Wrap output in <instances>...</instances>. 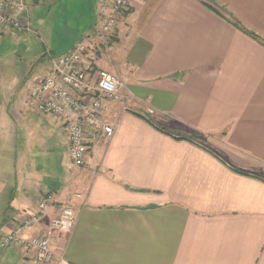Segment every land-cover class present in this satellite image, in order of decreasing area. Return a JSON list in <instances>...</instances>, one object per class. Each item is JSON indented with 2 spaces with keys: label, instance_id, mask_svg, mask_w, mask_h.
Instances as JSON below:
<instances>
[{
  "label": "crops",
  "instance_id": "crops-1",
  "mask_svg": "<svg viewBox=\"0 0 264 264\" xmlns=\"http://www.w3.org/2000/svg\"><path fill=\"white\" fill-rule=\"evenodd\" d=\"M34 1L73 12L69 50L104 0ZM107 43L96 69L123 85L104 113L116 130L82 168L57 119L25 103L44 72L17 107L0 95V240L41 196L25 238L78 194L73 230L52 234L57 264H264V0H129ZM32 261L0 247V264Z\"/></svg>",
  "mask_w": 264,
  "mask_h": 264
},
{
  "label": "built area",
  "instance_id": "built-area-1",
  "mask_svg": "<svg viewBox=\"0 0 264 264\" xmlns=\"http://www.w3.org/2000/svg\"><path fill=\"white\" fill-rule=\"evenodd\" d=\"M129 0H104L97 8L96 28L69 50L52 58L49 67L28 91L27 102L42 116L57 119L66 139V155L70 169L82 168L96 139L110 141L116 130L104 119L106 104L121 99L122 83L103 70L96 69L100 44L107 46L118 25V18L128 10ZM30 32L26 0H0V40L8 34ZM128 99V96L125 98ZM59 207L42 231L29 238L23 233L45 218L50 196H41L32 214L23 217L14 231L0 240V247H15L33 252L32 264H57L52 248V234L69 235L76 222L73 199Z\"/></svg>",
  "mask_w": 264,
  "mask_h": 264
},
{
  "label": "rangeland",
  "instance_id": "rangeland-1",
  "mask_svg": "<svg viewBox=\"0 0 264 264\" xmlns=\"http://www.w3.org/2000/svg\"><path fill=\"white\" fill-rule=\"evenodd\" d=\"M34 4V0H26L30 32L19 36L8 34L0 40H11L0 48V95L10 94L15 107L25 99L29 86L46 70L50 58L60 55L72 37L81 36L75 32L73 12L65 16L62 11L53 12L48 3L40 2L37 7ZM65 22H70V28ZM25 103L28 104L27 100Z\"/></svg>",
  "mask_w": 264,
  "mask_h": 264
},
{
  "label": "trees",
  "instance_id": "trees-1",
  "mask_svg": "<svg viewBox=\"0 0 264 264\" xmlns=\"http://www.w3.org/2000/svg\"><path fill=\"white\" fill-rule=\"evenodd\" d=\"M209 9H211L212 11H214L215 13H218V11H217V9H215L212 5H210V4H205ZM75 20H76V18H75ZM237 26H238V23H235ZM76 25H78V24H76ZM245 33H248L249 35H252V36H254L253 34H251L250 32H248V31H244ZM71 47V46H70ZM68 50V49H67ZM66 49L65 50H63L61 53H63V52H65V51H67ZM56 57V56H55ZM52 58H54V57H52ZM52 58H50V60L52 59Z\"/></svg>",
  "mask_w": 264,
  "mask_h": 264
}]
</instances>
